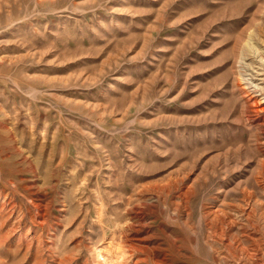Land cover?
<instances>
[{
	"label": "rangeland",
	"instance_id": "obj_1",
	"mask_svg": "<svg viewBox=\"0 0 264 264\" xmlns=\"http://www.w3.org/2000/svg\"><path fill=\"white\" fill-rule=\"evenodd\" d=\"M255 72L264 0H0V264H264Z\"/></svg>",
	"mask_w": 264,
	"mask_h": 264
},
{
	"label": "bare ground",
	"instance_id": "obj_2",
	"mask_svg": "<svg viewBox=\"0 0 264 264\" xmlns=\"http://www.w3.org/2000/svg\"><path fill=\"white\" fill-rule=\"evenodd\" d=\"M253 46V45H252ZM252 46L250 44H247L246 46H244L243 48V55L241 57V64L248 69H252L253 72H254V65H256V62H258L260 59H258L256 56L257 55H254L253 52L254 51H251L252 50ZM258 52V51H257ZM256 53V51H255ZM260 57V56H259ZM247 59H249L250 61L248 62ZM260 70V69H259ZM262 70V69H261ZM249 72V71H248ZM260 73V72H259ZM250 74L251 76L250 77H246L245 75L246 74H243L242 76V80L243 82L245 83V87L249 88L252 90V93L253 95H257L255 93H263L264 92V84H261L262 81H263V78H257L259 80H257L255 77V75L257 76L258 75V72H255V73H248ZM247 74V75H248ZM261 81V83H260ZM248 89V90H249ZM264 97V96H263ZM261 100V99H259ZM261 182V181H260ZM184 201V200H183ZM215 212V211H214ZM217 212V211H216ZM210 213V212H209ZM212 213V212H211ZM208 214V213H207ZM215 214V213H214ZM223 215V214H222ZM216 217V214L215 216ZM220 217V216H218ZM217 217V218H218ZM224 219V217H223ZM222 219V220H223ZM227 219V218H225ZM208 220V219H207ZM211 220V218L209 219ZM221 221V220H220ZM210 222V221H209ZM216 222V220H215ZM232 222V221H230ZM134 223V222H133ZM219 223V221H218ZM219 225V224H218ZM232 225V224H231ZM218 227V226H217ZM216 231V230H214ZM217 232V231H216ZM219 232V231H218ZM221 232V231H220ZM248 233V232H247ZM216 234V233H215ZM217 235V234H216ZM250 235V234H249ZM224 236V235H223ZM217 237V236H216ZM221 237V236H220ZM253 238V237H252ZM219 239V238H218ZM239 241V240H237ZM255 242V241H254ZM253 242V243H254ZM261 242V241H260ZM241 245V244H240ZM256 245V243H255ZM242 246V245H241ZM263 246V245H262ZM100 248V247H99ZM125 248V247H124ZM124 248L119 244V242H115L114 240H111L110 242H108V246L104 249H98V254H97V257H96V262L97 264H113L116 259L121 256L124 252H126V249L124 251ZM239 248V246H238ZM245 248V247H244ZM263 249V248H262ZM261 249V250H262ZM245 250V249H244ZM249 250V249H248ZM247 251V250H246ZM258 251V250H257ZM260 251V250H259ZM252 252V251H251ZM259 253V252H258ZM126 254V253H124ZM248 254V253H247ZM129 255V254H128ZM250 255V253H249ZM252 255V254H251ZM256 255V254H255ZM131 256V255H130ZM248 256V255H247ZM246 257V256H245ZM261 257V256H259ZM120 258V257H119ZM128 258V257H127ZM123 259V258H122ZM257 262V261H256ZM260 262V261H258ZM263 262V261H262ZM258 264V263H257ZM262 264V263H261Z\"/></svg>",
	"mask_w": 264,
	"mask_h": 264
}]
</instances>
